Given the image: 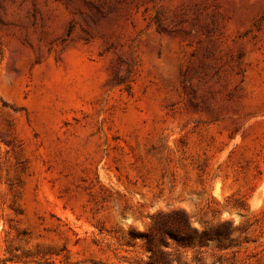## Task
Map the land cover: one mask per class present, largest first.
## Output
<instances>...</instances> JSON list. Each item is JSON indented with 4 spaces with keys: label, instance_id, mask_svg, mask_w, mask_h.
I'll return each mask as SVG.
<instances>
[{
    "label": "rangeland",
    "instance_id": "1",
    "mask_svg": "<svg viewBox=\"0 0 264 264\" xmlns=\"http://www.w3.org/2000/svg\"><path fill=\"white\" fill-rule=\"evenodd\" d=\"M161 252L264 264V0H0V264Z\"/></svg>",
    "mask_w": 264,
    "mask_h": 264
},
{
    "label": "trees",
    "instance_id": "2",
    "mask_svg": "<svg viewBox=\"0 0 264 264\" xmlns=\"http://www.w3.org/2000/svg\"><path fill=\"white\" fill-rule=\"evenodd\" d=\"M183 219H184V225L186 227H188V228H191L190 227V224L188 222V219H187V217H185V215H184V218ZM164 231H167V230H164ZM169 233H172V232H169ZM178 237H181L180 239H182L183 241L190 239L189 237L188 238H185L186 236H182V235H180ZM161 256H162V264H171V261L168 259V257H167V255H166L165 252H161ZM155 264H161V263L160 262H157Z\"/></svg>",
    "mask_w": 264,
    "mask_h": 264
}]
</instances>
